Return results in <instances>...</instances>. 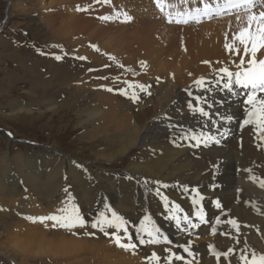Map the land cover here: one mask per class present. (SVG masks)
Wrapping results in <instances>:
<instances>
[{"label": "bare ground", "instance_id": "1", "mask_svg": "<svg viewBox=\"0 0 264 264\" xmlns=\"http://www.w3.org/2000/svg\"><path fill=\"white\" fill-rule=\"evenodd\" d=\"M95 1L36 0L35 7L55 39L65 40L72 54L86 57L84 66L74 62L77 68L69 63V67L51 63L56 84L82 91L85 78L108 75L112 66L107 57L112 55L127 68L124 86L147 87V91L139 90L135 101L131 93L137 87H126L128 95L120 98L97 91L95 99L106 111L96 107L80 118L81 123L99 118L108 125L102 127L103 133L113 130L108 138L109 152L101 156L106 162L126 157L127 177L119 180L108 173L101 194L95 186L101 177L98 172L87 171L50 146H42L44 154L32 159L19 155L11 158L5 151L0 156V203L10 210L0 217V254L15 262L20 255L22 264L46 258L57 264H150L146 257L153 252L160 259L151 264H233L239 253L264 255V154L254 145L256 125L240 127L239 123L240 117L244 118L242 112L251 108L245 104L248 89H224L227 77L220 71L238 70L243 46L232 37L247 26V13L243 8L232 9L208 21L201 19L199 24L176 26L181 18L177 14L202 7L200 0H161L168 5L163 13L157 0H104L107 4L102 10L89 9L91 14L75 10ZM10 2L16 6L21 0ZM262 10L259 2L253 9L256 13ZM103 16L110 19H101ZM87 42L95 46V51L87 47ZM225 43L232 44L233 50L226 49ZM236 48L240 55L235 54ZM257 58L264 59V49L259 50ZM199 78H204L205 87L194 84ZM257 96L264 99V93ZM196 97H200L199 107L209 116L189 108L190 102L197 106ZM54 103L45 102L42 107L47 109ZM24 110L30 108L19 103L12 108V112ZM193 136L199 137L198 146ZM238 140L242 151L238 150ZM66 181L70 182L67 193L61 188ZM73 206L83 217V226L67 228L50 219H30L65 215ZM59 209H66V213ZM201 210L205 222L196 215ZM112 212L123 218L128 235L114 226L105 225L104 231L115 232L122 243H128L131 237L135 249L117 246L111 235L92 227L101 214L111 219ZM217 218L234 219L239 229L233 227L236 233L220 230L225 225L216 223ZM141 221L144 231L139 230ZM192 223L199 226L193 228ZM154 228L159 229L156 238L160 242L141 244L140 238H153L147 232ZM81 231L84 237H73ZM67 232L71 236L64 234ZM92 232L97 238L89 239ZM173 253L182 259L173 257L169 261Z\"/></svg>", "mask_w": 264, "mask_h": 264}, {"label": "rangeland", "instance_id": "2", "mask_svg": "<svg viewBox=\"0 0 264 264\" xmlns=\"http://www.w3.org/2000/svg\"><path fill=\"white\" fill-rule=\"evenodd\" d=\"M10 1L12 0H0V156L7 151L10 153L11 158L19 155L23 159H32L37 154H44L42 146H50V148H54L65 156L74 159L87 171L98 172L101 177L97 179L98 182L95 183V186L97 187L96 190L102 194L107 184L106 180H108V176L105 177L106 179L104 178L105 175H108V173L115 174L119 180L127 177L124 173V169L127 168V158L121 156L110 162L104 161L102 156L107 155L109 152L108 138L113 136V130L110 133L107 132L108 134L103 133L104 129L102 127L108 125L99 122V118L83 123L80 122V118L85 116L87 110L96 107H102L106 111L105 106L95 99L97 95L95 92H107L119 98L122 96L119 90L128 87L124 86L125 83H122L127 79V68L124 64L121 65L117 60L110 58V56L113 57L112 55H108L109 64L112 66L108 69V75L93 74L85 78L82 91L74 90L71 87L65 89L62 85L59 86L53 79L54 72L50 68L51 63L58 67L68 66L69 63L71 67L75 66L77 68L74 62H77L78 65L81 63L84 66L82 62L85 59H80L83 56L72 54L68 49L69 45L65 46L67 43L65 40L55 39L50 29L45 28L42 14L35 7L36 0H21L20 5L16 6H13ZM96 1L89 7L85 3L86 8L84 6L79 8L86 9V13L91 14L88 12L89 9L102 10L101 7L107 4L104 0ZM161 4L163 7H160L159 10L163 13L168 9V5L166 2ZM20 8L27 11H21ZM77 8L76 6V11H78ZM262 8L264 9V7ZM123 18L126 19V16ZM203 19L209 20L206 17ZM186 24L199 23L189 21L188 23H176L174 25ZM177 30L184 31L181 28ZM86 44L89 49L95 51L96 48L93 47L91 42ZM95 54L104 55V52L96 51ZM56 56H60L61 59L57 60ZM83 75V73L80 74V76ZM45 83L47 85L50 83V85L47 87ZM108 89H112V91ZM132 90L137 94L140 92L138 87ZM45 102L55 103L50 108L44 109L42 104ZM18 103L23 106L26 105L30 108V111L12 112L13 106L18 105ZM248 110L245 109L242 112L244 118L240 117V127L241 125H247L243 122L247 118ZM251 126H254V124ZM253 135H255V148L259 147V150L261 149L264 154V138H261L264 137V133L254 128ZM238 150L242 151L239 140ZM44 158L36 160V163H41ZM130 175L134 177V174ZM61 188L67 193L70 182H63ZM9 210V207H4L0 203V217H2V213H7ZM227 221L220 220V223L225 225L220 230L224 228L228 232L236 233L237 230H233V226ZM29 222L31 221L29 220ZM216 228L219 227L216 226ZM122 233H124V230ZM64 234L71 236L69 232ZM88 234H90L89 239L97 238V234L94 232ZM85 235V232L81 231L80 235L76 233L73 237L82 238ZM131 242L134 243L132 238ZM164 242L161 241L162 244ZM239 254L235 257L233 264H248L253 255L245 253L238 256ZM256 255L259 257V254ZM242 256L246 257L247 260H242ZM16 260V262L7 261L0 254V264H22L20 255L16 257ZM56 262L46 258L43 259V262L34 261L31 264H57Z\"/></svg>", "mask_w": 264, "mask_h": 264}, {"label": "snow or ice", "instance_id": "3", "mask_svg": "<svg viewBox=\"0 0 264 264\" xmlns=\"http://www.w3.org/2000/svg\"><path fill=\"white\" fill-rule=\"evenodd\" d=\"M184 2H187V0H184ZM200 2L203 4L202 7L185 9L183 13H178L177 15L181 18H178L176 20V23H188L189 19L196 20V22L199 23L200 20L205 17L211 18L213 15H223L226 11H231L232 9L239 10L240 8H243L247 13V26L241 27L238 32L233 34L232 37L233 41H238L239 44L243 46L244 55H240V51L238 48L235 49V54L240 55V63L237 65L238 70L236 72H232L228 68H222L220 69V71L225 73L227 77V82L223 85L224 89L231 91L233 86L248 89V91L246 92L247 98L245 100V104L250 105L251 108L248 110L247 118L244 120L243 124H255L257 130L261 133H264V99H259L257 96V93H264V59L257 58L259 50L264 49V10L260 11L259 13L253 11V9L257 7L258 0H223V2H221V0H207V2H205V0H200ZM259 4L260 6L264 7V0H259ZM157 5L161 8L163 7L161 4V0H157ZM172 7L175 6L172 5ZM77 10L86 9H80L78 7ZM126 18L129 20L131 19V17ZM101 19L106 20L110 19V17L105 16L101 17ZM237 19L239 20L240 18L237 17ZM169 22H172L171 14H169ZM253 24H255V28H253ZM93 47L95 46L93 45ZM225 48L231 51L233 50V45L225 43ZM245 57L248 58L245 59ZM55 58L57 60L61 59L60 56H56ZM80 59H86V57H80ZM245 64H247L246 67ZM194 84L198 87L206 86L204 83V78L197 79L196 81H194ZM128 86L129 88L138 87L141 91H147V87L143 84H129ZM108 90L112 91V89ZM119 91L121 92V94L128 95V92L125 89H120ZM189 95H191V92H189ZM138 98L139 97L137 93L133 91L131 93V99L135 101ZM196 100L197 106L193 107V104L190 102L189 108L195 112H199L202 116H209V113L205 111L204 108L199 107L200 97H196ZM193 139L197 140L198 146V144L200 143L199 137L193 136ZM207 139L212 140L214 138L207 137ZM216 142L219 143V141ZM261 187H264V181L261 182ZM201 199L203 198L201 197ZM193 202L196 203L195 200ZM216 207H221L219 201L216 202ZM58 211L66 213V209H59ZM196 215L200 217L201 222H205L202 210L200 212H197ZM173 218L177 219V223H179V219L177 217L174 216ZM30 219H40L41 221L50 219L59 222V225L61 227L67 228H72L76 225L83 226L85 224L83 217L79 214L78 209H76L74 206L72 212L66 213L65 215H49L47 217ZM184 219L187 221L188 217L185 216ZM145 220H149V218L145 217ZM216 222L220 223L219 218H217ZM227 223L237 228V230L239 229V225L236 220H229L227 221ZM105 225L114 226L117 230L123 228L125 236L128 235L127 228L124 226L125 222L123 218L118 216L115 212H112L111 219L104 217V215L101 214V219L92 223L93 228L99 227L101 231H104ZM53 226L55 227L56 225L54 224ZM198 226L199 225L195 223L191 224V227L193 228ZM139 230H145L144 221H141V227ZM157 233H159V229L154 228L152 230H148L147 234L153 238L148 241L140 238V243H159V239L156 238ZM213 233H215V229H213ZM104 234L106 236L111 235L114 238L117 246L122 247L125 250L136 248V245L131 242V237H128V243H122L121 237L115 232L110 233L104 231ZM180 247L184 246L181 245ZM209 247L211 248L212 246L210 245ZM185 251H188L187 247H185ZM230 251L232 250L229 249V252ZM224 255H227V253H225ZM173 257H175V259L177 260L182 259V257L177 256L175 255V253H173L168 257V260L171 261ZM146 259H148L151 264V261L158 262L160 258L156 255L155 252H153L151 257H146ZM241 259L247 260V258L244 256H242ZM248 264H264V255H260L259 257H257L255 254H253L251 260L248 261Z\"/></svg>", "mask_w": 264, "mask_h": 264}]
</instances>
